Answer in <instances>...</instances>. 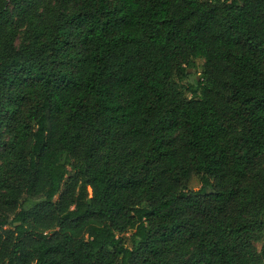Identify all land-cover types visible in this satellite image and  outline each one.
<instances>
[{"label":"trees","instance_id":"trees-1","mask_svg":"<svg viewBox=\"0 0 264 264\" xmlns=\"http://www.w3.org/2000/svg\"><path fill=\"white\" fill-rule=\"evenodd\" d=\"M261 232L264 0H0V264H264Z\"/></svg>","mask_w":264,"mask_h":264},{"label":"rangeland","instance_id":"rangeland-1","mask_svg":"<svg viewBox=\"0 0 264 264\" xmlns=\"http://www.w3.org/2000/svg\"><path fill=\"white\" fill-rule=\"evenodd\" d=\"M40 1L42 2V0H36L38 5L40 4ZM22 37H23V26H19L17 29V38L15 41L16 45H19L20 41L22 40ZM202 62H203L202 59L199 58L194 59V67L188 70L189 72L188 76L186 77V79L181 81L183 85L195 83V80L198 79V76L200 74ZM199 186H200L199 180L196 177H192L187 185V190H194L197 189ZM263 234L264 232H261L256 236V240L254 241V244L257 249H259L261 246ZM127 235L128 233H126V236Z\"/></svg>","mask_w":264,"mask_h":264}]
</instances>
